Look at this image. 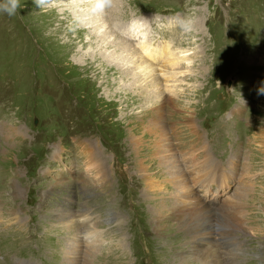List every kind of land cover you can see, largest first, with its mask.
Wrapping results in <instances>:
<instances>
[{
    "label": "rangeland",
    "instance_id": "rangeland-1",
    "mask_svg": "<svg viewBox=\"0 0 264 264\" xmlns=\"http://www.w3.org/2000/svg\"><path fill=\"white\" fill-rule=\"evenodd\" d=\"M74 2L57 0L55 10L42 13L34 0H21L16 16L0 13V264H180V253L191 249L184 232L159 228L152 218L157 196L179 198L166 172L171 167L191 179L196 197L216 207L213 232L239 223L247 232L238 233L246 248L229 242L226 253L240 255L243 264H264V0H116L122 12L116 35L136 45L124 29L139 24L160 57L146 58L155 66L150 76L138 55L127 58L124 69L131 68L112 77L114 87L83 70L86 58L95 62V54L114 51L98 26L109 23L88 3H77L75 13ZM66 8L100 22L85 25L82 17L71 35L86 29L84 43L71 50L68 35H59L71 24L63 21ZM187 11L197 20L189 36L149 20ZM116 54L107 60L118 66ZM171 56L181 66L183 98L167 91L162 116L169 104L170 115L163 124H146L149 116L135 115L152 106L130 98L163 79ZM183 114L196 121L187 123ZM166 123L185 127L173 135ZM157 138L170 147L163 157L148 147ZM208 183L225 188L212 185L206 196ZM223 206L238 211L222 214ZM110 210L117 221L110 222ZM93 236L99 239L89 244ZM210 249L192 254L189 264H221L223 248Z\"/></svg>",
    "mask_w": 264,
    "mask_h": 264
},
{
    "label": "bare ground",
    "instance_id": "bare-ground-1",
    "mask_svg": "<svg viewBox=\"0 0 264 264\" xmlns=\"http://www.w3.org/2000/svg\"><path fill=\"white\" fill-rule=\"evenodd\" d=\"M60 1H63V0H60ZM74 1H75L74 2L75 5L70 4L69 7L74 8L73 11L75 13H76L75 7H77V3H79L81 5L83 3H87V0H74ZM116 4H118V3H116ZM116 7L117 6H115V8H113L112 10H110V11H108V12H106L100 16L101 22L103 24H106V22H108L109 23L108 26L107 25L101 26L99 24L100 23L99 20L95 16L94 17L92 16L93 18L86 19V17L88 15L85 14V10H83V12L77 11V13L81 12L79 14V17H83V18H85V20H87L85 25H91L92 24L94 26V22H96L99 24L98 25L99 28L100 27L105 28V31L102 32V33H104V36L103 37L100 36L101 40L108 41L109 43H111V45L114 48V51L109 55L107 54V52L102 53V54H95L94 59L95 60L97 59L95 62H92L91 59L86 58L85 66L83 68L84 72L87 71L88 73H92L93 79L95 82H97L98 80H101L104 85H107L109 87H112V85L114 87L116 85V82H117L116 79L112 80V77L117 76L118 74H121V77H124L126 75L125 71L131 68V67L127 68L126 70L124 69L125 67H128V65L130 63L129 62L130 60L127 61V58L129 59V57H134V56L138 55L140 65L142 67L141 69H143L144 72H149L148 75L150 76L152 74V72L155 70V66L153 64H151L146 58L149 59L150 57H152V58H155L156 60H158L160 57L159 52H155V50L151 49L152 45H151V43L148 42V41L152 42L149 38L150 35L147 34V31L144 30L143 27H141V25L132 24V25H128L126 27L127 29L126 28L124 29L125 30L124 34L128 38L132 39V41H134V42L140 41V43H138L136 45H131V44L126 43V42L121 40V37L116 35L121 31V28H122L120 26L121 20H119L120 19L119 16L122 13L121 8H119V7L116 8ZM66 12H68V14H70V16L67 17ZM63 13L65 16V17H63V21H65V22L66 21H68V22L72 21L73 15H72V12L68 8L64 9ZM88 17H90V16H88ZM59 24L61 26H63V22L62 23L60 22ZM61 26H59V27H61ZM71 29L72 28H70V25H68L67 29L62 28L60 31L58 30L59 35H61V36L63 34L68 35V40L71 41L70 44L68 43L69 45L67 44L68 45L67 47L69 48V50L74 49V47L79 43H84L83 42V40H84L83 36L86 33V29H84V28L78 29V33H77L78 35L73 37V35H71L72 34ZM108 29L111 32L108 33L107 32ZM99 32H100V30L97 29V33H99ZM132 34H133V37H131V36L129 37V35H132ZM96 35L98 36V34H96ZM112 36L116 37L113 41H111ZM116 53L117 54L119 53L118 59L121 60V63L118 64V66H117V64L115 65L114 63L113 64L108 63V60H107V58H109V59L113 58ZM121 54H123V55L126 54V56L122 57ZM115 59H117V58H115ZM173 59H174L173 56H171L167 59L168 63L166 64V67H165V71H164L165 74L163 75V79H161L160 81L159 80H151V82H149L147 84L148 86H144L142 88L144 90L141 94H138V95L130 98L131 100L136 99V100L140 101V104L141 103L146 104V105L150 104V107L152 106L151 108H149L145 111L142 110L140 113L138 112L139 114L135 115V116L142 115L143 118L145 116H147V117L149 116L146 119L144 118L145 121L147 122L146 124L151 123V122H155V123L160 122L163 124L164 119H163V121L160 119L166 118L168 116V114L170 115L171 107H169L170 106V104H169L168 107L165 109V114L167 113V116L164 117L165 114L162 116V113L164 110L162 108V104H161L162 102L161 101H164L162 99H164V95L167 91L172 92V95H174V97H177L179 99L183 98V97H181L183 95V93H182L183 89L180 88L182 81L178 80L179 75L181 76V74H182V72L180 71L181 66H180V63L173 62ZM144 64H146L145 68L143 67ZM99 67H102V69H105V72H101V68H99ZM135 72H136V69H135ZM133 76L137 77L136 74ZM175 90H177V91H175ZM169 102H170V100H169ZM166 104L167 103H165V106H166ZM137 105H139V104H137ZM185 111H186V109H185ZM176 112H178V111H176ZM183 112H184V110H183ZM144 114H146V115H144ZM172 115H173V111H172ZM181 118L182 119L184 118L187 121V123L190 121H193L192 119H194V118H191L188 115H184V114L181 115ZM140 120H142V119H140ZM167 120H168V118H167ZM194 120L196 121V119H194ZM213 121L214 120H212L211 122H213ZM169 122H171V121L169 120ZM205 125H206V123H205ZM217 125H218V123H217ZM144 126H143V128L146 127V126L145 127ZM154 126H156V125H154ZM165 126H166L167 130H169L171 127V125L169 126L167 123ZM173 126H175V125H173ZM184 127L185 126L178 127V128H184ZM187 127H189V125H187ZM208 127H210V126H208ZM159 128L161 129V126L160 127L158 126V129ZM178 128H175V127L172 128L171 127L170 131H173V135H176L174 132ZM148 129L149 128H147V127L145 128L144 134H150L149 132L151 130L148 131ZM170 131H169V133H170ZM157 132H158V130H157ZM160 135H162V133ZM148 137H149V135H148ZM160 139H161V137H160ZM156 140L157 141L155 143H153V141H151L152 144L149 145V143H148L149 146L148 145L147 146L151 147V149H153L152 153H156V155L159 154L160 157H163L161 155H163L166 151H168L170 147H169V145H165L164 144L165 142L162 143L161 141H159L158 138ZM140 144H141V140L139 141V145ZM175 170L176 169L171 167V168L166 169V172L167 173L170 172L172 174L171 176H173L172 177L173 179H172V181H170V182H172L171 188L178 191L179 194H177L176 196L179 198L176 197L178 200L177 199L173 200L172 198L162 199L161 196L160 197L157 196L156 207H159V208L157 210L153 211L154 213H152V218H154L156 223L159 224L158 225L159 228H163L166 225V226H168V229H170V228L175 229V230L178 229V232H180V231L184 232V234L181 233V239L182 238L186 239L187 243L191 245V249H189L187 252L180 253V257L178 260V261H180V264H189V262L191 260H193L192 258H194L192 256V254L199 255V253H200V255H201L203 249L205 250L209 247L211 248L210 250H212L213 248L216 247L217 249H220V252L222 251V248H223V251L225 252V254H224L225 257L223 259L224 263H226V264H243L244 260L240 255H236V254H232V253H226L228 251H226L227 248L224 247L225 244L228 245V243L231 242L230 245H233L235 247H240V249H242V250H244L246 248V245H247L246 242L238 243V239H239L238 233H241L244 236L247 235V232L243 229L242 225L240 223L235 225L234 230L233 229L232 230H225V229L218 227V229L216 230L217 234H216V231L213 232V227H215V225H213L211 223L213 222L212 219H213V216L215 214L214 212H216V211H214V209L216 207L215 206L211 207V206H209L210 204L207 205L205 201L200 199L201 198L200 196H202V195H200L199 197H196L195 193H194L195 191L193 190V188L190 185L191 179L189 180V179H187L186 176L180 175L181 172L180 171L177 172V170H176V172L178 173V175H177ZM172 171L175 172V174ZM169 178H171V177H169ZM163 186H165V184H163ZM160 189H161V187H160ZM162 190H163V188H162ZM157 191H159V188H157ZM156 193L160 195L159 192H156ZM220 210H221L222 214H227L229 216H231L232 214H235L238 211L237 208H228L227 206L221 207ZM88 212H89V210H88ZM13 214L15 216V213H13ZM108 218H109L110 222H113L115 220L117 221V216L114 214L113 210L109 211ZM15 220H16V222H18L17 218ZM84 220H85V218H84ZM69 228H72V227H69ZM84 234H86V237H88V238L90 235H93L92 233L87 232V231H85ZM216 235L219 236V239H217V240L214 239V237H216ZM168 236L166 235L162 238L167 239ZM95 237L94 236L90 237L89 244L96 242L99 239L98 236L96 238ZM164 243L169 245V242H164ZM119 249H121L122 251H125L123 246H121ZM85 253H88V251ZM123 254H122V256H125V254L124 255ZM207 254L209 255V253H207ZM219 258L221 259L220 256H219ZM223 261L221 262V264H224ZM217 264H220V263H217Z\"/></svg>",
    "mask_w": 264,
    "mask_h": 264
},
{
    "label": "clouds",
    "instance_id": "clouds-1",
    "mask_svg": "<svg viewBox=\"0 0 264 264\" xmlns=\"http://www.w3.org/2000/svg\"><path fill=\"white\" fill-rule=\"evenodd\" d=\"M90 5V11L94 14H104L110 11L116 4V0H87ZM34 4L42 13L55 9L57 0H34ZM21 9V0H0V13L14 17ZM148 19V18H145ZM155 28L161 31L174 32L178 37L189 36L195 31L196 16L191 11L184 14L177 13L170 18L162 19L158 13L152 19ZM83 22L82 17H73L70 28H79Z\"/></svg>",
    "mask_w": 264,
    "mask_h": 264
}]
</instances>
